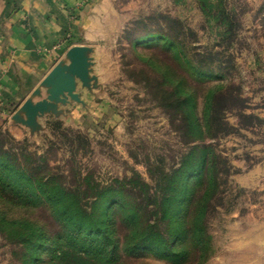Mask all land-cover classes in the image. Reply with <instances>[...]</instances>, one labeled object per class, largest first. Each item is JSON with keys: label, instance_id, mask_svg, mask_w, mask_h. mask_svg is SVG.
<instances>
[{"label": "rangeland", "instance_id": "374dc122", "mask_svg": "<svg viewBox=\"0 0 264 264\" xmlns=\"http://www.w3.org/2000/svg\"><path fill=\"white\" fill-rule=\"evenodd\" d=\"M127 22L116 39L109 80L96 92L100 109L73 118L59 105L37 119L36 129L24 126L22 139L0 130V145L27 170L75 190L83 205L100 186L119 188L142 227L160 221L177 251L161 256L139 246L118 251L114 264H252L247 238L264 221V192L241 186L236 176L264 162V0H144ZM142 33L144 43L134 47L131 37ZM153 33L158 38L146 41ZM175 78L196 98L202 135L185 127L172 100ZM212 94L224 99L216 113L222 124L204 117ZM197 145L210 149L209 160L188 178L186 194L162 220L156 181ZM6 208L10 217L38 221L51 237L60 231L42 205ZM110 211L123 239L134 217L126 218L118 204ZM22 252L0 231V264H22ZM42 254L49 256L46 249Z\"/></svg>", "mask_w": 264, "mask_h": 264}, {"label": "trees", "instance_id": "16d2710c", "mask_svg": "<svg viewBox=\"0 0 264 264\" xmlns=\"http://www.w3.org/2000/svg\"><path fill=\"white\" fill-rule=\"evenodd\" d=\"M149 36L146 41L158 38L155 33ZM130 42L134 47L140 46L144 43V33L140 37H131ZM174 50L179 52L187 65L198 69L197 63L185 50L177 46ZM170 82L175 88L172 100L181 108L185 127L202 135L203 126L196 112L195 96L184 86L182 78ZM223 100L219 94L208 97L206 101L210 108L205 107L204 117L222 124L219 119L216 120V113ZM210 153L207 146L197 145L187 153L178 167L169 173L160 174L156 181L160 189L159 197L155 202L162 220L171 216L178 196L186 194L190 183L188 178L201 173ZM213 181L214 178L209 176L210 186ZM112 204H118L126 218L134 217L129 220L130 232L123 239L116 236L111 221ZM37 205L47 208L58 222L60 231L55 236L48 235L38 221L10 217L6 208ZM137 211L134 206L127 204L120 189L112 185L100 186L90 204L83 205L75 190L65 188L53 176L27 170L0 145V231L21 245L22 264H114L118 251L133 250L139 246L161 256H172L177 252L164 235L158 223L160 221L146 222L142 227L135 219ZM44 249L48 250L47 258L43 257Z\"/></svg>", "mask_w": 264, "mask_h": 264}, {"label": "crops", "instance_id": "0c3cea01", "mask_svg": "<svg viewBox=\"0 0 264 264\" xmlns=\"http://www.w3.org/2000/svg\"><path fill=\"white\" fill-rule=\"evenodd\" d=\"M81 1L0 0V130L15 139L24 138L28 129L12 119L13 113L26 98L36 101L44 97L41 80L53 65L65 60L72 45L91 48V73L97 86L80 87L84 103H66L68 115L79 117L103 105L96 92L109 80L110 67L116 62V39L128 19L142 9L144 0H88L77 7ZM37 90L39 95L34 94ZM236 181L264 192L263 159L238 174ZM247 241L253 244L252 264H262L264 221H259Z\"/></svg>", "mask_w": 264, "mask_h": 264}, {"label": "water", "instance_id": "95a60500", "mask_svg": "<svg viewBox=\"0 0 264 264\" xmlns=\"http://www.w3.org/2000/svg\"><path fill=\"white\" fill-rule=\"evenodd\" d=\"M87 45H72L65 52V60H59L43 77L40 86L45 88L44 97L33 101L26 98L13 113L12 119L31 130L38 126L37 119L47 113H56L59 105L70 101L83 104L78 89L96 87L92 74V61ZM34 94L39 95V91Z\"/></svg>", "mask_w": 264, "mask_h": 264}, {"label": "built area", "instance_id": "2783aa9c", "mask_svg": "<svg viewBox=\"0 0 264 264\" xmlns=\"http://www.w3.org/2000/svg\"><path fill=\"white\" fill-rule=\"evenodd\" d=\"M88 0H82L78 5L77 7H80L81 5H83L85 2H87Z\"/></svg>", "mask_w": 264, "mask_h": 264}]
</instances>
